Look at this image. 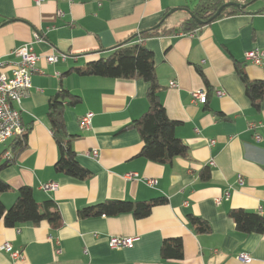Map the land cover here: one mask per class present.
<instances>
[{
    "label": "crops",
    "instance_id": "crops-1",
    "mask_svg": "<svg viewBox=\"0 0 264 264\" xmlns=\"http://www.w3.org/2000/svg\"><path fill=\"white\" fill-rule=\"evenodd\" d=\"M189 1L46 0L36 5L33 0H0V60H17L12 50L32 41L34 32L42 37L33 44L37 71L18 105L26 147L19 151L18 135L0 143V162L14 158L0 168V178L10 186L0 200L9 207L18 189L27 186L37 202H54L61 222L53 228L46 220L14 226L0 220V245L8 242L23 254L14 260L0 249V264H264V233L238 231L228 214L242 208L264 216V99L254 110L235 71L241 65L248 78L264 80V63L244 60L245 51L264 50V0L256 7L255 0H225L245 4L247 11L190 32L141 41L153 53L160 102L177 121L174 133L188 146L189 158L150 161L140 155L139 132L123 129L147 109L146 81L73 71L163 19L166 27L178 25L190 14L186 6L197 0L193 5ZM60 52L67 54L64 60L46 61V55ZM60 88L80 97L75 105L65 104L64 118L76 160L90 172L82 179L54 168L59 151L46 111ZM194 89L205 92V103L191 101ZM88 112L93 113L90 125L82 128L80 118ZM93 148L96 157L89 153ZM204 169L206 179L201 177ZM128 173L135 176L126 177ZM146 178L156 183L150 186ZM47 182L56 183V189H42ZM156 198L164 202L141 218L78 214L105 200ZM188 215L204 221L208 231L197 230ZM110 236L135 240L111 248ZM169 238L181 240V258L161 255ZM240 253L250 261L238 259Z\"/></svg>",
    "mask_w": 264,
    "mask_h": 264
},
{
    "label": "trees",
    "instance_id": "trees-1",
    "mask_svg": "<svg viewBox=\"0 0 264 264\" xmlns=\"http://www.w3.org/2000/svg\"><path fill=\"white\" fill-rule=\"evenodd\" d=\"M223 3L225 0H197L192 7L186 6L192 16L188 14L178 25L166 27L165 19H163L157 27L130 35L126 41L113 47L108 55L89 61L84 67L73 68V71L78 75L125 79L141 78L148 83L146 111L125 124L123 129L134 128L139 132L142 139L140 155L150 161L164 164L171 162L176 156L189 158V151L188 146L174 133L177 121L167 116L164 106L160 102L158 95L160 85L154 70L153 53L141 41L148 37L172 34L177 31L190 32L213 20L247 11L244 7L228 5L221 10L218 16L209 20ZM195 19L200 20V23ZM235 71L244 86V92L252 108L258 110L260 102L264 99V80L248 78L241 65H236ZM79 102L78 95L60 88L49 99L46 115L52 138L59 151V157L54 165L55 170L82 179L90 172L76 160V153L70 144L72 134L68 133L64 118L65 104L75 105ZM26 135L27 132H24L16 138L20 143L19 151L26 147ZM13 160L14 158L0 162V168ZM201 177L208 178V170L204 169ZM9 189V184L0 178V193ZM162 202H164L163 198L149 201L111 199L88 206L80 210L78 214L80 217H87L132 213L135 217L141 218L147 216L155 204ZM228 214L233 219L238 231L244 234L264 233V216L261 214L242 208L231 209ZM188 219L196 225L197 230L208 231V225L200 218L188 215ZM0 220L6 226L24 222L38 224L42 220L48 221L53 228H57L61 224L60 215L54 202L52 200L37 202L32 190L27 186L18 189L16 199L9 207H6L0 200ZM161 255L164 258H181V240L179 238L165 239L161 246Z\"/></svg>",
    "mask_w": 264,
    "mask_h": 264
},
{
    "label": "built area",
    "instance_id": "built-area-1",
    "mask_svg": "<svg viewBox=\"0 0 264 264\" xmlns=\"http://www.w3.org/2000/svg\"><path fill=\"white\" fill-rule=\"evenodd\" d=\"M36 5L41 4L46 0H33ZM264 13V10L262 11ZM59 16L62 12L58 11ZM41 35L38 32L33 33V40L24 43L12 50V54L17 57V60H0V143H4L7 139L19 136L25 132V128L20 120V112L18 105L21 103V98L26 90L31 86V75L37 71L36 62L39 56L33 50V44L41 40ZM67 54L60 52L58 54L52 53L45 56V59L49 63L56 62L57 60H64ZM244 60L256 65H262L264 63V50L258 47L251 48L244 52ZM8 68L9 73L4 71ZM175 84H172L174 86ZM217 95H221L222 91L217 90ZM190 99L193 103H205L206 94L201 89H194L190 91ZM93 113L88 112L80 118V126L82 128H88L91 122ZM259 138L258 135L255 136ZM92 156L98 155V150L93 148L89 152ZM134 173L126 174V177H133ZM238 182L242 183V178H238ZM148 185L156 183V179L146 178ZM57 184L54 182H47L41 185L44 190H54ZM218 203L219 200H216ZM135 238L122 237V236H110L108 239V245L111 248H121L131 246ZM0 249L6 251L10 257L14 260L22 259L23 254L20 250L13 249L11 244L4 242L0 245ZM60 252L59 249L56 250ZM243 262H249L250 257L245 253H240L237 256Z\"/></svg>",
    "mask_w": 264,
    "mask_h": 264
},
{
    "label": "water",
    "instance_id": "water-1",
    "mask_svg": "<svg viewBox=\"0 0 264 264\" xmlns=\"http://www.w3.org/2000/svg\"><path fill=\"white\" fill-rule=\"evenodd\" d=\"M228 5H235L236 7H245V4H241V3H237V2H226V3H223L221 6H219L218 7V9L215 11V13L209 18V20H211V19H213V18H215L216 16H218L219 15V13L221 12V10L224 8V7H226V6H228ZM175 9H171L170 11H169V13L170 12H172V11H174ZM190 15L192 16V14L190 13ZM197 22H199L200 23V20H198V19H195ZM158 26V25H157Z\"/></svg>",
    "mask_w": 264,
    "mask_h": 264
},
{
    "label": "rangeland",
    "instance_id": "rangeland-1",
    "mask_svg": "<svg viewBox=\"0 0 264 264\" xmlns=\"http://www.w3.org/2000/svg\"><path fill=\"white\" fill-rule=\"evenodd\" d=\"M262 0H255L254 3L252 4L253 7L258 6L259 4H261ZM188 3H190V5H193L195 3V0H190ZM177 14H182L180 13V11H177Z\"/></svg>",
    "mask_w": 264,
    "mask_h": 264
}]
</instances>
